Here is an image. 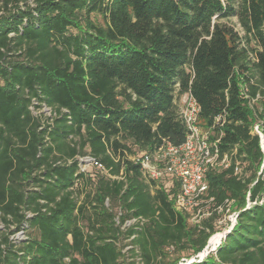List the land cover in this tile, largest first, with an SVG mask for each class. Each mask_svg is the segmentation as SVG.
Instances as JSON below:
<instances>
[{
	"label": "trees",
	"instance_id": "1",
	"mask_svg": "<svg viewBox=\"0 0 264 264\" xmlns=\"http://www.w3.org/2000/svg\"><path fill=\"white\" fill-rule=\"evenodd\" d=\"M0 3V264H127L121 238L142 264L200 253L217 214L189 226L173 190L126 159L184 141L176 89L195 99L205 128L225 113L220 151L236 149L229 168L206 175L216 205L234 200L236 223L188 264H264V148L253 132L258 123L264 137V0ZM32 101L52 120L34 116ZM86 154L121 178L78 172ZM247 193L256 203L245 208ZM131 217L145 221L122 229ZM24 221L26 239L10 241Z\"/></svg>",
	"mask_w": 264,
	"mask_h": 264
},
{
	"label": "built area",
	"instance_id": "2",
	"mask_svg": "<svg viewBox=\"0 0 264 264\" xmlns=\"http://www.w3.org/2000/svg\"><path fill=\"white\" fill-rule=\"evenodd\" d=\"M175 103L178 116L182 119L186 128L184 141L179 145H173L163 139L162 143L152 150L139 151L128 155L126 159L139 165L141 175L146 181H155L156 183L165 181V186L169 188L166 189L168 191L173 190L170 197L173 200L174 210L185 214L191 225L200 226L203 220L219 213L231 203V200L226 199L223 205H216L214 198L208 196L206 175L213 169L223 170L229 168L236 149H233L230 153H221L220 151L219 143L223 135L222 128L225 122V113L216 115L211 125L205 128L199 125L200 107L191 95L188 93L178 95V89H176ZM36 105L37 102L32 101L29 107L34 116L48 118L50 121L55 116V112L44 103L35 108ZM32 107L34 108L32 109ZM253 132L258 134L260 146L263 149L264 137L261 131L258 130L257 124L253 126ZM76 160L78 172L80 173H87L95 169L108 178H121V176L111 175L109 168L89 154L77 156ZM263 166L264 161L260 173ZM233 172L238 179L242 178V166L238 161L234 162ZM247 196L249 197V193H247ZM247 200L250 203L249 198ZM106 204H108L107 200ZM249 205L247 206L249 207ZM119 214L120 212L115 218L116 223H119ZM237 215L238 213L233 214V219L229 221L231 225L227 230L234 226ZM30 216H32V213L26 211L25 219ZM144 221L145 219L142 217H131L124 220L121 228L138 223L142 224ZM11 228H14V226H11ZM27 228L28 223L24 221L19 230H14L13 233L9 234L10 241L19 243L25 240ZM1 230L3 231L5 228L0 221ZM227 230H224V232ZM207 247L204 254L209 252Z\"/></svg>",
	"mask_w": 264,
	"mask_h": 264
},
{
	"label": "rangeland",
	"instance_id": "3",
	"mask_svg": "<svg viewBox=\"0 0 264 264\" xmlns=\"http://www.w3.org/2000/svg\"><path fill=\"white\" fill-rule=\"evenodd\" d=\"M19 5H21V6H26V5L27 6H34V0H19ZM3 11L4 10H3L2 6H1V3H0V13H2ZM91 19L94 22H96V23H101L102 22L101 16L99 14H94V13L91 14ZM225 22H227L228 24H230L231 26H233L241 34L240 27L238 26V24L236 23V20L234 18H231L229 20H225ZM70 31L76 32V29H70ZM33 108L34 107H32V109ZM258 108L259 109L261 108L260 105H258ZM257 126H258V130H260V127H259V124L258 123H257ZM132 150H134L135 152H139L136 148H133ZM260 169H261V167H260ZM260 169H259V171H258L257 174L258 175L261 174L263 176L264 175V171H261V173H260ZM246 176H248L247 173H246ZM157 183L161 186V188H165V189L167 188L165 186L166 185L165 184V181L157 182ZM167 189H169V188H167ZM167 189H166V191H168ZM247 198H249V197L246 195L245 208L248 207L247 206L248 204H250L249 206H252L253 204L256 203V201H254L255 203H251L253 201H250V203H248ZM263 198H264V192L262 194H260V196L257 199V202L258 203H261L263 201ZM234 213H238V211L235 208L234 200H231V203H229L225 209L223 208L219 213H217L216 217L213 219L212 225H213V227L215 229V232L214 233L224 232V230H227L228 227L231 225V223L229 221L231 219H233V214ZM186 221H187V224L189 226H191V223L188 221V219H186ZM18 236L19 237H22L21 235H18ZM222 236H223V234H222ZM222 239H223V237H221L220 240H222ZM127 243H128V240L127 239H124V238H121L119 240V242H118V245L122 248V252L124 253V256H126V263L127 264H142V263H140V261H139V259L137 257H135V258L131 257V252L128 251V248L131 247V246H126ZM218 245H219V243L216 244L215 247H213L214 250L216 249V247ZM213 248H209L208 251L211 250V249H213ZM187 253L188 252L180 253V256H185V254H187ZM207 254H204V255L206 256ZM176 255H178V254L177 253H173L172 254V256H176ZM192 259H194V257H191L188 260H182L181 259L178 264H188V263H190L189 260L191 261Z\"/></svg>",
	"mask_w": 264,
	"mask_h": 264
},
{
	"label": "bare ground",
	"instance_id": "4",
	"mask_svg": "<svg viewBox=\"0 0 264 264\" xmlns=\"http://www.w3.org/2000/svg\"><path fill=\"white\" fill-rule=\"evenodd\" d=\"M223 232H217L214 235H212L209 239H208V248H213L215 247L216 244H218L220 242V239L222 237Z\"/></svg>",
	"mask_w": 264,
	"mask_h": 264
},
{
	"label": "water",
	"instance_id": "5",
	"mask_svg": "<svg viewBox=\"0 0 264 264\" xmlns=\"http://www.w3.org/2000/svg\"><path fill=\"white\" fill-rule=\"evenodd\" d=\"M229 231L230 230H227V231L223 232V236L222 237L224 238ZM207 246H208V240H207V243H206L205 247L203 248V250L200 253H198L197 255H195L194 259H192L191 261H194L195 258H199V260L202 259L205 256L204 255V251H205ZM212 251H215L214 248L209 250V252H212ZM191 261L189 260V262H191Z\"/></svg>",
	"mask_w": 264,
	"mask_h": 264
}]
</instances>
